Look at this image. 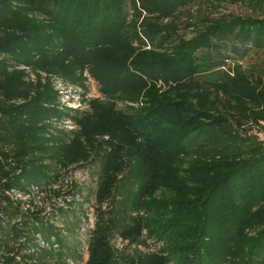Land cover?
<instances>
[{
    "label": "trees",
    "instance_id": "trees-1",
    "mask_svg": "<svg viewBox=\"0 0 264 264\" xmlns=\"http://www.w3.org/2000/svg\"><path fill=\"white\" fill-rule=\"evenodd\" d=\"M215 1L0 0V264L81 262L57 220L5 194L32 196L87 164L108 210L83 264H264V141L247 135L264 124V68L241 67L264 54V0H232L263 14L212 20L190 39L162 24ZM54 82L98 95L67 108ZM206 132L218 141L187 152L185 138ZM141 209L168 258L109 247L113 232L134 240L139 224L124 220Z\"/></svg>",
    "mask_w": 264,
    "mask_h": 264
},
{
    "label": "rangeland",
    "instance_id": "rangeland-1",
    "mask_svg": "<svg viewBox=\"0 0 264 264\" xmlns=\"http://www.w3.org/2000/svg\"><path fill=\"white\" fill-rule=\"evenodd\" d=\"M262 14L263 7L256 9L248 6L245 1L221 0L211 3L195 2L178 12L173 19L162 21V24H172L173 40H177L178 38L190 39L196 34L198 29L208 25L212 20L260 18ZM241 65V67L248 71H258L264 68V54L249 58L242 62ZM28 78L34 81L35 75L28 73ZM87 86L88 91L85 97H82L81 93L83 91L81 89L65 87L60 82H54V89L61 93V105L78 110L84 109L80 103L82 98H96L98 95L97 87L94 83L89 82ZM118 107L121 108L122 106ZM63 124L65 128L72 129L70 123L64 122ZM249 125L250 128L247 129V135L258 136L261 141H264V124L262 126H255L249 123ZM240 133V135H243L241 131ZM185 140L189 144L186 147V151L193 152L203 140L216 143L218 137L214 132L202 133L199 136L192 133ZM214 145L216 146L217 144ZM133 173L136 174V171ZM60 174L59 179L54 181L53 184L32 196L19 194L18 192H8L5 195L14 203H19L22 211H38L43 216L47 215L48 218L57 220L55 223L61 229V234L64 236L67 235L74 241L81 257L79 264H83L88 260V242L99 220L98 215L100 209L102 212L108 209L105 203L99 205L96 199L95 191L98 177L96 166L90 164L79 167L73 166L62 170ZM128 175H130V172L126 170L119 175V178H121L120 180L124 179V182L130 186V183L133 184V179L136 178L133 175L128 177ZM138 197H141V195L138 194ZM73 200L76 202L75 204H71ZM58 209H62V211ZM142 213V209L138 211L132 210L125 216L126 219L124 221H126L127 226L131 229V233L139 224V232H134L135 234L133 235L135 236H132L134 240L131 242L129 238L123 237L118 232H113L107 240L109 247L113 249L115 256L123 254L125 257L133 259L144 257L149 259L157 256L168 258L165 243L158 240L154 234L150 233L145 224L138 221V216L142 217ZM16 222L20 221L17 220ZM20 239L24 241L23 236ZM17 243L19 244L20 241ZM14 259L17 262L19 261L18 257L14 256ZM53 262L54 260H49V264Z\"/></svg>",
    "mask_w": 264,
    "mask_h": 264
}]
</instances>
